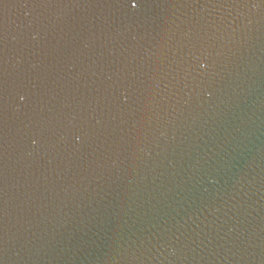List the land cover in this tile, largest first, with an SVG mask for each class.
Wrapping results in <instances>:
<instances>
[{"label":"water","instance_id":"obj_1","mask_svg":"<svg viewBox=\"0 0 264 264\" xmlns=\"http://www.w3.org/2000/svg\"><path fill=\"white\" fill-rule=\"evenodd\" d=\"M0 264H264V0H0Z\"/></svg>","mask_w":264,"mask_h":264}]
</instances>
